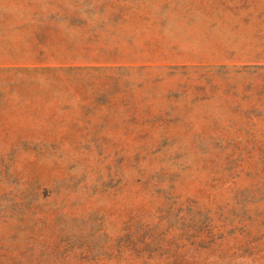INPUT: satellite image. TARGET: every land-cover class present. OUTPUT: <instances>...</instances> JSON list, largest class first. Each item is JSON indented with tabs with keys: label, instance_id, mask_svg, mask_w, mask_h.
Masks as SVG:
<instances>
[{
	"label": "rangeland",
	"instance_id": "1",
	"mask_svg": "<svg viewBox=\"0 0 264 264\" xmlns=\"http://www.w3.org/2000/svg\"><path fill=\"white\" fill-rule=\"evenodd\" d=\"M0 264H264V0H0Z\"/></svg>",
	"mask_w": 264,
	"mask_h": 264
}]
</instances>
